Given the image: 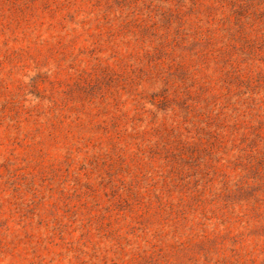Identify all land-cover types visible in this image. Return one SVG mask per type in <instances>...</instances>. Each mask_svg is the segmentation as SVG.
Returning a JSON list of instances; mask_svg holds the SVG:
<instances>
[{
  "label": "rangeland",
  "instance_id": "rangeland-1",
  "mask_svg": "<svg viewBox=\"0 0 264 264\" xmlns=\"http://www.w3.org/2000/svg\"><path fill=\"white\" fill-rule=\"evenodd\" d=\"M0 264H264V0H0Z\"/></svg>",
  "mask_w": 264,
  "mask_h": 264
}]
</instances>
